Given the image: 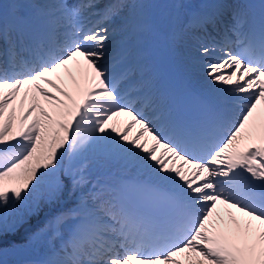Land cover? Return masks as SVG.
I'll return each mask as SVG.
<instances>
[{
	"label": "snow or ice",
	"instance_id": "1",
	"mask_svg": "<svg viewBox=\"0 0 264 264\" xmlns=\"http://www.w3.org/2000/svg\"><path fill=\"white\" fill-rule=\"evenodd\" d=\"M190 2L165 38L196 41L212 95L181 110L144 75L146 0H0V264H264V0ZM120 163L152 182L86 172Z\"/></svg>",
	"mask_w": 264,
	"mask_h": 264
},
{
	"label": "bare ground",
	"instance_id": "2",
	"mask_svg": "<svg viewBox=\"0 0 264 264\" xmlns=\"http://www.w3.org/2000/svg\"><path fill=\"white\" fill-rule=\"evenodd\" d=\"M150 117V116H148ZM124 119H127L124 117ZM118 127V126H117ZM70 161V160H69ZM44 219L43 213L40 215L39 218L37 217H32L30 218L27 223L23 224L16 235L14 237H9L11 240H15V242L19 244L25 243L28 234L31 231H34L40 224V222ZM43 245H37L33 249H30L27 253H25V258H31V259H37L39 258V255L43 251ZM17 257H9V259H16Z\"/></svg>",
	"mask_w": 264,
	"mask_h": 264
}]
</instances>
